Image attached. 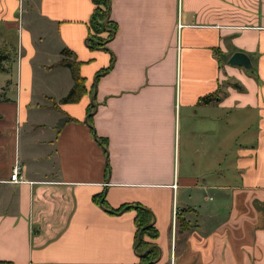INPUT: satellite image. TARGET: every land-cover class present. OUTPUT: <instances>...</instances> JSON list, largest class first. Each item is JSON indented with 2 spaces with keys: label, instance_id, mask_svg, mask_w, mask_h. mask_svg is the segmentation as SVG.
I'll list each match as a JSON object with an SVG mask.
<instances>
[{
  "label": "crops",
  "instance_id": "obj_1",
  "mask_svg": "<svg viewBox=\"0 0 264 264\" xmlns=\"http://www.w3.org/2000/svg\"><path fill=\"white\" fill-rule=\"evenodd\" d=\"M93 8L0 0V261L137 264L136 209L104 192L150 211L154 264H264V0H110L105 49Z\"/></svg>",
  "mask_w": 264,
  "mask_h": 264
},
{
  "label": "trees",
  "instance_id": "obj_2",
  "mask_svg": "<svg viewBox=\"0 0 264 264\" xmlns=\"http://www.w3.org/2000/svg\"><path fill=\"white\" fill-rule=\"evenodd\" d=\"M94 8L90 18V29L93 30L95 34L102 31H106V35L103 38L98 36H88L87 44L89 47H97L105 49V44L110 40L114 30L115 25H113L108 20L109 14V2L110 0H92ZM62 58L59 60L58 65L67 67L70 71L72 78V86L68 93L60 99L61 102H74L77 101L84 93V78L79 73V64L71 57L72 52L67 48H62L60 51ZM4 59L3 54L0 52V60ZM111 65V64H110ZM110 65L97 72L96 78L101 74L109 70ZM93 106L88 108V111H91ZM97 142L103 148L104 153H106L105 144L96 137ZM107 170V168H106ZM93 200L98 203L105 210L110 212H120L128 207H133L136 209V214L134 217L135 223V249L138 254L137 264H154L155 259L158 254V248L154 242V239L157 237L158 232L154 223L152 221V214L150 211L142 206L141 204H122L117 208H111L105 201L104 192H101L97 196L93 197ZM176 221L179 223L180 227L186 225L184 218L180 215L176 216ZM0 264H12L8 261H0Z\"/></svg>",
  "mask_w": 264,
  "mask_h": 264
},
{
  "label": "water",
  "instance_id": "obj_3",
  "mask_svg": "<svg viewBox=\"0 0 264 264\" xmlns=\"http://www.w3.org/2000/svg\"><path fill=\"white\" fill-rule=\"evenodd\" d=\"M228 64L240 65L245 68H250V57L241 52H234L227 60Z\"/></svg>",
  "mask_w": 264,
  "mask_h": 264
},
{
  "label": "built area",
  "instance_id": "obj_4",
  "mask_svg": "<svg viewBox=\"0 0 264 264\" xmlns=\"http://www.w3.org/2000/svg\"><path fill=\"white\" fill-rule=\"evenodd\" d=\"M9 180L11 182H21V181H23V176L20 173V166L17 163H14L12 168H11Z\"/></svg>",
  "mask_w": 264,
  "mask_h": 264
},
{
  "label": "rangeland",
  "instance_id": "obj_5",
  "mask_svg": "<svg viewBox=\"0 0 264 264\" xmlns=\"http://www.w3.org/2000/svg\"><path fill=\"white\" fill-rule=\"evenodd\" d=\"M10 38H12V39H14V41H15V39H16V30L14 31V30H12V31H10ZM61 79V82H64V78H60Z\"/></svg>",
  "mask_w": 264,
  "mask_h": 264
}]
</instances>
